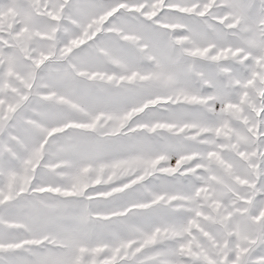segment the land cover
<instances>
[{
  "label": "snow or ice",
  "instance_id": "snow-or-ice-1",
  "mask_svg": "<svg viewBox=\"0 0 264 264\" xmlns=\"http://www.w3.org/2000/svg\"><path fill=\"white\" fill-rule=\"evenodd\" d=\"M0 264H264V0H0Z\"/></svg>",
  "mask_w": 264,
  "mask_h": 264
}]
</instances>
